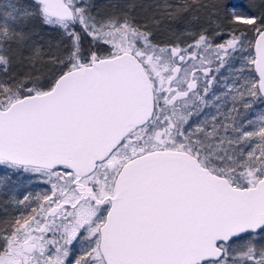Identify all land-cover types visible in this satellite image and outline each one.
<instances>
[{"label":"snow or ice","instance_id":"obj_1","mask_svg":"<svg viewBox=\"0 0 264 264\" xmlns=\"http://www.w3.org/2000/svg\"><path fill=\"white\" fill-rule=\"evenodd\" d=\"M0 264H264V0H0Z\"/></svg>","mask_w":264,"mask_h":264}]
</instances>
